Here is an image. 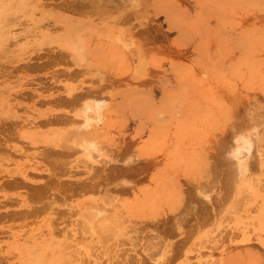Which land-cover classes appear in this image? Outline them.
Listing matches in <instances>:
<instances>
[{"label": "rangeland", "instance_id": "1", "mask_svg": "<svg viewBox=\"0 0 264 264\" xmlns=\"http://www.w3.org/2000/svg\"><path fill=\"white\" fill-rule=\"evenodd\" d=\"M2 2L0 100L83 83L79 145L106 196L82 208V182H0V264H264V0ZM192 154L211 200L146 192L180 182ZM118 172L137 185L112 189Z\"/></svg>", "mask_w": 264, "mask_h": 264}, {"label": "crops", "instance_id": "2", "mask_svg": "<svg viewBox=\"0 0 264 264\" xmlns=\"http://www.w3.org/2000/svg\"><path fill=\"white\" fill-rule=\"evenodd\" d=\"M83 86V83L77 82L62 85L54 83L40 89L41 92L39 91L36 97L29 99L32 100L31 102L26 103L22 99L24 95L20 90L9 93L8 99L0 100L3 131L7 132L5 137L11 140L8 146L0 144V182H32L29 187L44 186L47 182H73L72 185L77 187V182H82V198L78 200L77 196H73V203L81 202L84 208L90 203L96 205L103 202L106 196L103 192L106 182L105 167L100 164L91 166L88 152L79 145L84 134L88 137L91 135L90 132L86 133L83 130L82 116L77 114L84 96L87 95L83 93L85 91ZM9 124H17V129H8ZM96 130L97 134H100L101 129L96 128ZM200 161L193 155L192 161L185 165L181 173L180 182H151V187L147 188L146 192H149V195L151 193L155 196L162 195L164 202L169 205L181 204L180 208L192 195L200 194L204 199L211 200L219 184L201 182L202 179L207 178L206 170L204 173L203 170L208 168L200 165ZM116 175L120 176L112 181L114 182L112 189L116 191L122 189L127 191L128 183L131 191L132 186L138 183L126 184L122 182L120 172ZM25 202L30 204V198L29 200L26 198ZM208 218L211 217L201 216L199 226L211 227V219L203 220ZM210 231L211 228L201 233V244L204 245L200 247L201 251L211 249L207 247V243H210L207 240L211 239V236L206 238Z\"/></svg>", "mask_w": 264, "mask_h": 264}, {"label": "bare ground", "instance_id": "3", "mask_svg": "<svg viewBox=\"0 0 264 264\" xmlns=\"http://www.w3.org/2000/svg\"><path fill=\"white\" fill-rule=\"evenodd\" d=\"M3 1H5V2H2L4 5H6L7 3H6V0H3ZM12 1H14V0H12ZM17 3H19L20 4V1H22L23 2V0H15ZM157 1V0H156ZM167 2H169V1H167ZM170 3V2H169ZM19 4H18V6H19ZM105 5V4H104ZM108 5V4H107ZM169 6V5H168ZM6 7V6H5ZM167 7V6H166ZM177 7V6H176ZM7 10V9H6ZM165 10V9H164ZM183 10V9H182ZM215 10V9H214ZM213 10V11H214ZM168 11V10H167ZM2 12H4L3 10H2ZM9 13H11L12 14V12H9ZM186 13V12H185ZM214 13V12H213ZM2 14V13H1ZM8 14V13H7ZM10 14V15H11ZM178 14V13H177ZM3 15V14H2ZM19 15V13H16V12H14L13 14H12V20H14V18H16L17 16ZM133 16V15H132ZM217 16V15H216ZM198 17V16H197ZM215 17V16H214ZM4 19H6L7 20V18H6V16H4ZM175 19V18H174ZM171 26V25H170ZM183 26V25H182ZM174 28V27H173ZM186 28V27H185ZM182 30V29H181ZM146 33H148V31L146 32ZM187 38H188V36H187ZM185 39V38H184ZM3 41H1L0 42V47H2V45L4 44V43H2ZM126 45V44H125ZM124 44H121V46L123 47V48H129V46H125ZM241 46H243V45H241ZM230 48H232L233 49V47H230ZM231 50V49H230ZM223 51V50H222ZM232 51V50H231ZM242 51V50H241ZM243 52V51H242ZM137 53H138V57L140 58L141 57V55L139 54V51H137L136 53H134L133 55H136L137 56ZM108 54V53H107ZM107 56V55H106ZM122 56V55H121ZM109 57V56H108ZM123 57H124V55H123ZM103 58V57H102ZM234 60V59H233ZM8 63V62H7ZM107 63V62H106ZM114 64V63H113ZM106 66H107V64H106ZM108 67V66H107ZM103 68V67H102ZM106 68V67H105ZM108 69V68H107ZM182 79V78H181ZM125 92V91H124ZM129 93V92H128ZM82 95H84L83 93H81ZM78 95H80V93L78 94ZM130 95V94H129ZM123 96V95H122ZM125 96V95H124ZM86 97V96H85ZM88 97V96H87ZM76 98H78L77 97V95H76ZM80 98V97H79ZM112 99V98H111ZM65 101V100H64ZM169 101V100H168ZM76 102V101H75ZM61 103V102H60ZM65 103V102H64ZM69 103V102H68ZM74 103V102H73ZM119 102H117V104H118ZM123 103V102H122ZM67 104V103H66ZM126 104V103H125ZM65 106V105H64ZM107 107V106H106ZM109 107V106H108ZM123 108V107H122ZM83 109V108H82ZM77 110V109H76ZM82 111V110H81ZM120 113H121V111H120ZM126 114V113H125ZM127 114H128V112H127ZM84 115V114H83ZM126 116V115H125ZM62 117V116H61ZM63 119V118H62ZM60 120V119H59ZM70 121V120H69ZM52 122H53V120H52ZM58 123V122H57ZM96 132V131H95ZM101 133V132H100ZM96 134V133H95ZM77 135H79V134H77ZM82 135V134H81ZM85 135V134H84ZM96 136V135H95ZM155 136V135H154ZM88 138V137H87ZM92 138V137H91ZM244 139V138H243ZM83 141V140H82ZM88 141V140H87ZM245 141V140H244ZM79 142H80V140H79ZM245 143V142H244ZM89 144H90V142H89ZM127 145V144H126ZM128 147H125V150L127 149ZM123 149H124V147H123ZM122 149V150H123ZM242 149V148H241ZM125 150L123 151V153L125 152ZM128 150V149H127ZM126 150V151H127ZM41 151V150H40ZM56 151H54V153H55ZM58 153V152H57ZM70 153V152H69ZM121 153V152H120ZM59 154V153H58ZM50 155V154H49ZM54 155V154H53ZM57 155V154H56ZM61 155V154H60ZM59 155V156H60ZM66 155H68V154H66ZM121 155V154H120ZM63 156V155H62ZM47 157V156H46ZM50 157V156H49ZM64 160V159H63ZM200 160V159H199ZM62 162V161H61ZM59 165V164H58ZM130 169H132V168H130ZM130 173V172H129ZM250 183V182H249ZM264 188V187H263ZM239 200V199H238ZM90 220V219H89ZM84 225H85V223H84ZM100 230V229H99ZM97 233V232H96ZM102 236H104V235H102ZM79 238V237H78ZM108 238V237H107ZM92 250V249H91ZM82 251V250H81ZM230 259H232V258H230ZM234 260H231V261H235V258H233ZM230 263H232V262H230Z\"/></svg>", "mask_w": 264, "mask_h": 264}]
</instances>
